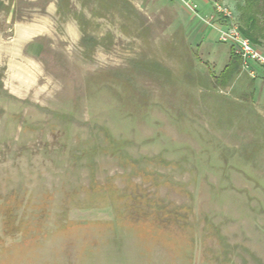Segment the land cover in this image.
I'll return each mask as SVG.
<instances>
[{"label":"rangeland","instance_id":"obj_1","mask_svg":"<svg viewBox=\"0 0 264 264\" xmlns=\"http://www.w3.org/2000/svg\"><path fill=\"white\" fill-rule=\"evenodd\" d=\"M240 2L0 0V264H264Z\"/></svg>","mask_w":264,"mask_h":264},{"label":"trees","instance_id":"obj_2","mask_svg":"<svg viewBox=\"0 0 264 264\" xmlns=\"http://www.w3.org/2000/svg\"><path fill=\"white\" fill-rule=\"evenodd\" d=\"M238 24L242 34L254 45L264 44V0H240ZM241 71V59L230 52V60L214 80V86H224Z\"/></svg>","mask_w":264,"mask_h":264},{"label":"built area","instance_id":"obj_3","mask_svg":"<svg viewBox=\"0 0 264 264\" xmlns=\"http://www.w3.org/2000/svg\"><path fill=\"white\" fill-rule=\"evenodd\" d=\"M219 6V5H218ZM217 6V8H218ZM219 15L222 16L224 22L232 21L230 14L225 16V10L218 8ZM224 16V17H223ZM203 21L215 27L212 23L211 18L209 20L203 19ZM224 25L218 28L219 38L224 43H229L231 45L232 52L235 56L241 59V70L250 73V76L255 77V71L253 65L260 66L264 68V49L254 45L247 37H245L240 31L239 27L234 25Z\"/></svg>","mask_w":264,"mask_h":264}]
</instances>
